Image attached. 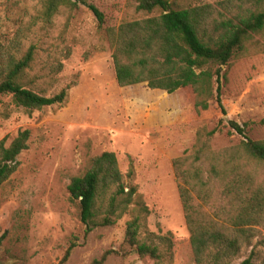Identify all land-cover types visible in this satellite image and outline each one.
Listing matches in <instances>:
<instances>
[{"label": "rangeland", "instance_id": "1", "mask_svg": "<svg viewBox=\"0 0 264 264\" xmlns=\"http://www.w3.org/2000/svg\"><path fill=\"white\" fill-rule=\"evenodd\" d=\"M73 1L77 5H61L48 17L44 0H0V58L21 59L33 48L34 60L24 76L28 86L48 96L70 86L64 104L33 111L17 107L9 95L0 97V140L7 137L10 144L20 131L31 132L18 170L0 187L2 264H59L72 242L77 246L68 264H91L109 250L104 264H157L125 242L131 213L85 238L80 207L68 186L104 151L117 154L126 181L134 166L133 182L151 210L141 240L165 250L159 236L172 233V252L160 264H198L174 160L192 152L202 128H219L214 149L240 144L244 137L230 133L223 119L238 121L252 139L264 140V52L235 57L223 66L226 114L216 100L197 114L180 91L152 89L146 82L120 86L117 81L107 30L160 11H139L137 0ZM227 1L171 0L177 9L219 7ZM90 4L104 13L102 25ZM218 68L212 66L214 72ZM212 190L215 207L221 209L220 187ZM259 220L235 264L253 250L256 263L264 264V214Z\"/></svg>", "mask_w": 264, "mask_h": 264}, {"label": "trees", "instance_id": "2", "mask_svg": "<svg viewBox=\"0 0 264 264\" xmlns=\"http://www.w3.org/2000/svg\"><path fill=\"white\" fill-rule=\"evenodd\" d=\"M137 1L139 11L158 10L160 14L107 30L119 85L146 82L152 89L180 91L187 107L197 114L208 110L211 101L216 100L226 114L222 80H227V72L223 66L235 57L264 52V0H229L219 7L204 4L180 9L174 8L171 0ZM44 3V15L48 17L61 5H77L73 0ZM89 7L102 25L106 21L104 13L94 4ZM33 60V48L21 59L0 58V97L11 96L17 107L27 111L64 104L70 86L48 96L24 81ZM214 65L219 66L216 72L212 70ZM224 120L229 123L230 133L244 137L240 144L214 149L212 139L219 128H202L192 152L174 160L198 264H235L243 245L250 244L254 235L252 225L264 214V140L252 139L246 126L238 121ZM30 135L26 129L10 144L7 137L0 140V187L18 170V157L29 147ZM134 174L132 164L126 181L117 154L104 151L84 175L72 178L70 197L80 207L85 238L95 228L113 225L131 213L125 242L136 247L142 258L160 264L165 253L172 252V233L159 236L165 250L141 240L140 232L151 210L133 182ZM213 185L220 187L225 202L221 209L215 207ZM76 246V242L71 243L59 264H68ZM112 252H105L91 264H104ZM254 255L253 250L238 264H257Z\"/></svg>", "mask_w": 264, "mask_h": 264}]
</instances>
